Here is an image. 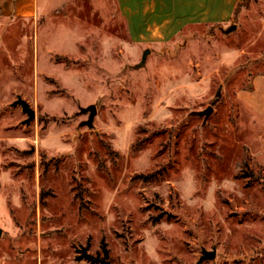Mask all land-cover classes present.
Listing matches in <instances>:
<instances>
[{
  "label": "rangeland",
  "instance_id": "obj_1",
  "mask_svg": "<svg viewBox=\"0 0 264 264\" xmlns=\"http://www.w3.org/2000/svg\"><path fill=\"white\" fill-rule=\"evenodd\" d=\"M13 1L0 13V264H264V104L246 97L264 72V0L139 66L146 47L115 0H33L28 17ZM214 100L201 128L186 116ZM202 247L215 256L197 263Z\"/></svg>",
  "mask_w": 264,
  "mask_h": 264
},
{
  "label": "crops",
  "instance_id": "obj_2",
  "mask_svg": "<svg viewBox=\"0 0 264 264\" xmlns=\"http://www.w3.org/2000/svg\"><path fill=\"white\" fill-rule=\"evenodd\" d=\"M115 1L130 41L150 49L155 44L176 38L192 26L227 27L234 23L232 16L236 3L244 0ZM32 2L14 0L13 10L17 15L28 17L32 13ZM0 13L7 17V0H0ZM247 96L264 104V72L253 76ZM248 101L247 105L252 106Z\"/></svg>",
  "mask_w": 264,
  "mask_h": 264
},
{
  "label": "water",
  "instance_id": "obj_3",
  "mask_svg": "<svg viewBox=\"0 0 264 264\" xmlns=\"http://www.w3.org/2000/svg\"><path fill=\"white\" fill-rule=\"evenodd\" d=\"M236 27L235 23L230 24L225 29H223L224 32L230 31ZM149 52V48H146L145 51L142 54L141 60L137 63V65H142L145 61L146 55ZM219 91V90H218ZM218 96H216V99ZM207 104L205 107L201 109H191L187 112L186 116L189 115H197L202 117V122L200 124V128L207 122L208 117L211 115V113L214 111L213 103ZM8 106H16L19 105L21 107V111L25 114V117L21 119V123H24L28 125L30 121H32L35 118V109L30 105L29 101H27L24 97H22L20 94H16L15 98L8 102ZM81 112H88V117L86 120H84V123L90 126L92 124V120L94 115L96 114V106L95 104H89L85 107L80 108ZM215 248L206 249L204 247L201 248V254L197 260V263H200L204 259H210L215 256Z\"/></svg>",
  "mask_w": 264,
  "mask_h": 264
},
{
  "label": "trees",
  "instance_id": "obj_4",
  "mask_svg": "<svg viewBox=\"0 0 264 264\" xmlns=\"http://www.w3.org/2000/svg\"><path fill=\"white\" fill-rule=\"evenodd\" d=\"M249 2V0H244V1H240V2H237L236 5H235V9H234V12H233V20L236 19V16H237V11L239 9V7H243V6H246V4ZM103 253H104V256L107 257V250L104 248L103 249ZM85 257L89 260H92V256L90 254H84Z\"/></svg>",
  "mask_w": 264,
  "mask_h": 264
},
{
  "label": "flooded vegetation",
  "instance_id": "obj_5",
  "mask_svg": "<svg viewBox=\"0 0 264 264\" xmlns=\"http://www.w3.org/2000/svg\"><path fill=\"white\" fill-rule=\"evenodd\" d=\"M219 95V91H217V94H216V96H218Z\"/></svg>",
  "mask_w": 264,
  "mask_h": 264
}]
</instances>
